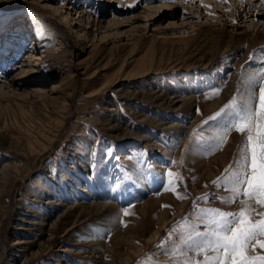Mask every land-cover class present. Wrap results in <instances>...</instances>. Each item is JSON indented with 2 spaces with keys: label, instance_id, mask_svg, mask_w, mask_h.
Masks as SVG:
<instances>
[{
  "label": "rangeland",
  "instance_id": "rangeland-1",
  "mask_svg": "<svg viewBox=\"0 0 264 264\" xmlns=\"http://www.w3.org/2000/svg\"><path fill=\"white\" fill-rule=\"evenodd\" d=\"M244 1L0 0V264L203 259L207 210L241 207L226 106L264 82V0ZM93 202L116 207L66 209Z\"/></svg>",
  "mask_w": 264,
  "mask_h": 264
},
{
  "label": "snow or ice",
  "instance_id": "snow-or-ice-1",
  "mask_svg": "<svg viewBox=\"0 0 264 264\" xmlns=\"http://www.w3.org/2000/svg\"><path fill=\"white\" fill-rule=\"evenodd\" d=\"M258 93V97H250V103L237 105L233 101L226 106L233 108L234 114L220 138V143L226 142L232 131L245 136L239 149L241 167L227 179V184L232 185L229 191L233 193L227 202L239 200L241 207L236 212L207 210L211 214L205 221L209 227L196 233L202 239L193 245L196 255L203 259L189 257L182 264H264V254H255L257 247L264 250V211L256 212L250 203L264 207V82ZM167 175L172 173L169 171ZM219 179L214 183H219ZM255 216L261 218L255 219Z\"/></svg>",
  "mask_w": 264,
  "mask_h": 264
},
{
  "label": "bare ground",
  "instance_id": "bare-ground-1",
  "mask_svg": "<svg viewBox=\"0 0 264 264\" xmlns=\"http://www.w3.org/2000/svg\"><path fill=\"white\" fill-rule=\"evenodd\" d=\"M179 2V1H178ZM254 3L255 1L254 0H248V2H246V1H244V6L247 4V3ZM172 6H173V4L172 5H164V4H160L159 5V7H158V9L160 10V12L162 13L166 8H169V7H171L172 8ZM78 8L79 7H77V11H78V16L77 17H80V15L82 14V15H84L85 13H81V9H79L78 10ZM68 12V14L70 13L69 11H67ZM91 13V12H90ZM240 14V13H239ZM254 13H252L251 15H253ZM89 16V15H88ZM243 17V16H242ZM83 19V17L82 18H80V20H82ZM120 21V20H119ZM123 21V20H122ZM88 22H89V20H88ZM87 22V23H88ZM25 34H28V35H26V36H24L23 35V38H24V40L25 39H28V37H29V33H25ZM259 34V33H258ZM201 35H203V36H201L202 38V41H204V43H206V41H208L207 39H208V35H207V32L206 33H202ZM257 38H258V36H256ZM29 40V39H28ZM257 41H259L260 43H263L264 41L262 40V38L260 39V40H257ZM263 41V42H262ZM10 42H11V44H15L16 43V41L14 40V38L13 39H11L10 40ZM254 45V44H253ZM261 53H259L258 55H257V59H256V62L257 61H259L260 60V58H261ZM253 72V71H252ZM256 75V74H255ZM257 76V75H256ZM253 78V77H252ZM253 80V79H252ZM255 80V79H254ZM253 80V81H254ZM252 81V82H253ZM256 81V80H255ZM250 82V81H249ZM248 83V82H247ZM251 83V82H250ZM189 98H191V99H189V100H193V98L190 96ZM180 99H183V98H180ZM177 100H179V99H177ZM174 102H175V100H174ZM192 104L193 103H191V106L187 109V113L185 114L187 117H184L185 119L186 118H188V115L190 114V109H191V107H192ZM190 111V112H189ZM190 116V115H189ZM187 124V120L185 121V120H183V122L181 123V126H179V127H181V128H183L185 125ZM79 179H77L75 182H77ZM84 187H86V184L83 186L82 185V192L84 193V191H85V189H83ZM94 193H92V195H88V196H92V197H95V195H97L96 193H97V189H94ZM93 192V191H92ZM86 195V194H85ZM93 199V198H92ZM94 201V200H93ZM109 206H111V207H116V206H114V204H112V203H105V202H102V203H100V202H93V203H78V204H72V205H70V206H67L66 207V209H67V211L70 209V208H72V207H77V208H81L83 211H90V210H97V209H101V208H104V207H109ZM55 219H58V216H56L55 217ZM159 231H160V229L158 228V229H156L154 232H153V234H152V236H156V235H158V233H159ZM97 245L95 244L94 246H91V253H92V256H95L94 254H95V252H97ZM25 260H27L26 258H25ZM25 260L24 261H22L21 262V264H24L25 263Z\"/></svg>",
  "mask_w": 264,
  "mask_h": 264
}]
</instances>
